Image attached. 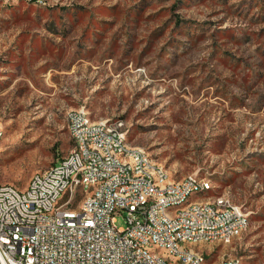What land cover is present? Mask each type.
I'll return each mask as SVG.
<instances>
[{"label":"rangeland","instance_id":"rangeland-1","mask_svg":"<svg viewBox=\"0 0 264 264\" xmlns=\"http://www.w3.org/2000/svg\"><path fill=\"white\" fill-rule=\"evenodd\" d=\"M0 0V182L75 145L69 111L122 119L172 179L200 171L250 219L215 247L264 261V0ZM119 227L127 225L117 216Z\"/></svg>","mask_w":264,"mask_h":264},{"label":"built area","instance_id":"built-area-1","mask_svg":"<svg viewBox=\"0 0 264 264\" xmlns=\"http://www.w3.org/2000/svg\"><path fill=\"white\" fill-rule=\"evenodd\" d=\"M67 120L75 145L65 157L24 188L0 182V264H207L249 229L228 191L194 197L216 183L198 170L172 179L129 143L122 119H94L83 105ZM3 137L0 125V153ZM218 264L244 263L224 252Z\"/></svg>","mask_w":264,"mask_h":264}]
</instances>
